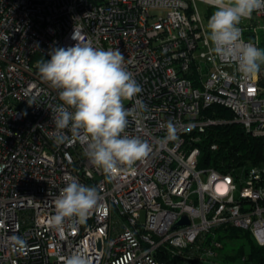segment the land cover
<instances>
[{"label":"built area","instance_id":"obj_1","mask_svg":"<svg viewBox=\"0 0 264 264\" xmlns=\"http://www.w3.org/2000/svg\"><path fill=\"white\" fill-rule=\"evenodd\" d=\"M196 1L204 2L0 0V264H64L78 251L89 264H220L218 231L229 227L264 246V164L226 173L198 168L197 146L208 127L235 123L264 149V86L258 73L243 77L211 51ZM240 27L258 47L264 9ZM75 29L82 42L119 49L142 89L124 101L128 109L136 100L144 105L126 133L152 150L111 178L85 155L83 136L59 145L52 139L49 106L61 101L37 64L53 48L74 46ZM212 105L232 120L203 115ZM71 178L96 187L100 199L86 218L56 229L54 200ZM183 216L188 224L173 229Z\"/></svg>","mask_w":264,"mask_h":264},{"label":"clouds","instance_id":"obj_2","mask_svg":"<svg viewBox=\"0 0 264 264\" xmlns=\"http://www.w3.org/2000/svg\"><path fill=\"white\" fill-rule=\"evenodd\" d=\"M214 11L207 21L211 51L226 64H234L243 77L257 74L264 65V49L242 39L241 22L253 12L264 9V0H204ZM75 29L74 46L56 47L49 59L37 64L40 78L57 90L60 104L50 105L54 142L64 144L83 136L87 140L85 155L111 178L122 167L131 170L151 149L146 140L129 136L126 129L129 117L137 119L144 109L141 101L136 107L125 108L142 91L125 66L119 49L94 47L91 41L82 42ZM169 138H174L176 126L166 125ZM68 133H71L69 135ZM100 194L96 187L71 178L59 190L54 200L55 214L50 224L62 227L66 219L83 220L97 206ZM13 250L21 251L19 237L10 238ZM64 264H89L83 252L64 258Z\"/></svg>","mask_w":264,"mask_h":264},{"label":"trees","instance_id":"obj_3","mask_svg":"<svg viewBox=\"0 0 264 264\" xmlns=\"http://www.w3.org/2000/svg\"><path fill=\"white\" fill-rule=\"evenodd\" d=\"M210 16L211 14L207 13V21ZM255 37L258 48L264 49V31L256 32ZM258 84L261 87L264 86V65H261L258 72ZM202 114L216 120H232L230 111L216 105L204 108ZM213 144L216 145L214 151L210 150V146ZM197 146L201 151L198 157V168H212L226 173L231 169H246L264 164V149L260 140L245 133L243 128L235 123L208 127ZM218 232V238L223 242V250L229 240H240L248 246L246 255H244L242 247L238 248L233 256L224 255V263L233 264L237 259L244 257V264H264V246H258L249 231L229 227L220 229ZM223 254L224 252H222ZM167 264L178 263L168 261Z\"/></svg>","mask_w":264,"mask_h":264},{"label":"rangeland","instance_id":"obj_4","mask_svg":"<svg viewBox=\"0 0 264 264\" xmlns=\"http://www.w3.org/2000/svg\"><path fill=\"white\" fill-rule=\"evenodd\" d=\"M195 3L197 6V10H198L204 24L206 25L207 24V18H206L207 13L212 14L214 9L211 6H209L208 4L201 2V1H196ZM224 247H225L223 250L224 254L220 257V260H219L220 264H226L223 262L224 255L233 256V255H235V252L238 250V248L242 247L244 255H246L248 253V246L244 245L243 241H240V240H229V241H227V243ZM233 264H244V263L241 259H237Z\"/></svg>","mask_w":264,"mask_h":264},{"label":"water","instance_id":"obj_5","mask_svg":"<svg viewBox=\"0 0 264 264\" xmlns=\"http://www.w3.org/2000/svg\"><path fill=\"white\" fill-rule=\"evenodd\" d=\"M188 224V220L185 216H183L182 218H180L176 224L173 226V229H176V228H179V227H182V226H185Z\"/></svg>","mask_w":264,"mask_h":264}]
</instances>
